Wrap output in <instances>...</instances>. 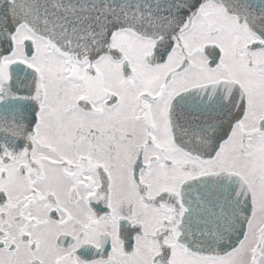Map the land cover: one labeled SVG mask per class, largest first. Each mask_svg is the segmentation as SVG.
<instances>
[{"label": "flooded vegetation", "instance_id": "obj_1", "mask_svg": "<svg viewBox=\"0 0 264 264\" xmlns=\"http://www.w3.org/2000/svg\"><path fill=\"white\" fill-rule=\"evenodd\" d=\"M168 4L94 57L0 40V264H261L264 0Z\"/></svg>", "mask_w": 264, "mask_h": 264}, {"label": "water", "instance_id": "obj_2", "mask_svg": "<svg viewBox=\"0 0 264 264\" xmlns=\"http://www.w3.org/2000/svg\"><path fill=\"white\" fill-rule=\"evenodd\" d=\"M93 6L80 14V22L85 23L82 31L74 36L72 33L77 30L72 25L74 21L75 6H70V0H55L53 4L48 0H12L11 2H0V27H12L10 34L16 27L23 24L33 34L46 37L58 51L72 54L91 51L98 53L103 43L112 31L118 29H131L134 32L142 33L149 25L140 21L153 12L163 10L161 14H168L170 8L164 2L158 4L117 6V0H108L106 3ZM190 7L188 6L187 9ZM122 9L123 13H120ZM156 24V23H152ZM52 27L57 31L52 34ZM52 34V35H51ZM87 35V37H85ZM9 39V35L7 40ZM227 248L229 246H226Z\"/></svg>", "mask_w": 264, "mask_h": 264}, {"label": "rangeland", "instance_id": "obj_3", "mask_svg": "<svg viewBox=\"0 0 264 264\" xmlns=\"http://www.w3.org/2000/svg\"><path fill=\"white\" fill-rule=\"evenodd\" d=\"M83 5H84L83 0H75L76 10L74 11L73 18H74V21H76V22H80V14L79 13H81V9H82ZM132 53H133V56L135 57L136 51L133 50ZM129 54L131 55V52H129ZM77 74H78V72H77ZM96 75H97V78L102 81L103 75L99 71L97 72ZM115 81L116 80H113V81L112 80H107V81H105V83H106V85L109 88H115L114 86L118 85V83L115 82ZM96 94H98V93H96ZM230 155H232L231 152H230ZM43 184L45 185V188H47V189L50 188V185L48 183H43ZM228 258H231V259H228V260L224 261L223 264H242L241 260L243 258V254H238V255L237 254H232ZM262 263L264 264V254H263L262 259H261V264Z\"/></svg>", "mask_w": 264, "mask_h": 264}]
</instances>
